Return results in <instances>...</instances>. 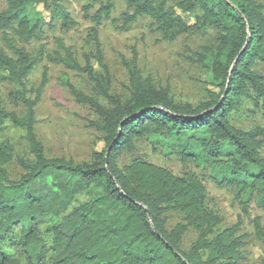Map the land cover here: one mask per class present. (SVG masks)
Returning <instances> with one entry per match:
<instances>
[{
    "label": "trees",
    "instance_id": "16d2710c",
    "mask_svg": "<svg viewBox=\"0 0 264 264\" xmlns=\"http://www.w3.org/2000/svg\"><path fill=\"white\" fill-rule=\"evenodd\" d=\"M114 1L107 0L90 18L86 44L91 50L84 53L83 64L60 39L55 43L61 53L48 57L84 74L110 107L104 109L66 84L77 103L101 118V126L88 124L102 133L103 143L88 163L45 156L35 134V108L46 68L34 99L27 97L24 83L41 50L32 58L7 35L11 31L24 45L43 40L41 20L28 17V3L49 8L62 34L75 22L57 0H10L0 12L1 39L13 56L0 51V83L17 87L12 103L24 109L18 116L0 102V134L8 127L22 131L30 157L15 160L21 175L12 180L6 167L14 148L0 142V264H247L246 236L237 234L241 223L219 230L222 221L207 209L203 179L192 169L207 172L219 187L234 189L242 217H249L251 205L264 211V128L245 132L229 120L243 98L264 114V76L255 70L264 66V5L261 0H127V12L118 21L121 32L141 18L165 42L193 29L215 32L214 44L194 56L209 71L218 93L191 106L143 79L135 53L122 61L128 99L111 93L98 29L110 19ZM186 15L194 17L193 25ZM151 137L164 141L183 169L181 176L140 158L123 163L136 153V142ZM168 213L182 218L170 230ZM189 229L198 238L183 251ZM253 230L264 242L258 219Z\"/></svg>",
    "mask_w": 264,
    "mask_h": 264
},
{
    "label": "rangeland",
    "instance_id": "374dc122",
    "mask_svg": "<svg viewBox=\"0 0 264 264\" xmlns=\"http://www.w3.org/2000/svg\"><path fill=\"white\" fill-rule=\"evenodd\" d=\"M0 0V12L7 2ZM70 14L75 25L62 34L60 22L52 20L49 8L42 4L28 3L27 15L30 19L40 18L43 25L44 38L41 42L21 43L11 31L8 37L17 47L24 48L30 57L41 56L31 74L25 80L27 97L31 100L39 88L43 71L47 70L46 82L40 92L39 102L35 108V134L41 142L47 158L71 159L75 163H88L94 152L103 149L102 133L88 126L94 123L101 126V118L88 106L77 103L69 93L66 84L72 85L78 92L89 96L108 110V103L100 97L94 85L81 73L66 70L61 64L52 63L48 57H55L60 51L56 40L63 41L70 48L79 63L83 64V55L91 50L86 41L89 29L93 26L90 18L104 5L107 0H57ZM264 5V0H261ZM85 12L84 8L90 6ZM110 19L103 21L98 29V39L102 48L104 62L111 76V93L122 101L128 99V78L122 61H130L132 54L137 55V66L145 80H150L157 88L166 89L170 97L177 103L197 106L207 100L211 93L218 90L211 83L210 73L205 66L196 62L195 53L204 47L214 44L215 32L211 29H193L188 34L173 42H165L150 30L149 20L139 19L127 31L118 30V22L122 14L127 12V0H115ZM186 21L194 24L192 15L184 16ZM0 51L13 58L4 47L0 34ZM61 53V52H60ZM97 72H99L96 67ZM255 70L264 76V66L258 65ZM17 87L8 83H0V102L8 112L23 116L24 109L20 104L12 103V96ZM230 123L239 130L249 132L254 128H264V114L254 108L250 100L243 98L240 105L230 114ZM0 142H8L14 148V155L7 165V172L12 180L21 175L16 164L17 158H30L24 140V133L8 127L0 134ZM264 157V149L262 150ZM134 158L170 171L175 176H181L183 169L177 159L165 149V143L159 137H151L136 142L134 156H125L123 163ZM194 174L203 179L207 192L206 207L217 215L222 223L219 230L230 229L241 223L238 235H245V256L247 264H264V242L256 237L253 230V220L258 219L264 231V211L250 206L249 217L241 216V206L235 198L234 189L219 187L208 178V173H200L192 169ZM167 228L170 230L182 222L180 215H166ZM194 229H189L183 236L181 248L187 251L197 240Z\"/></svg>",
    "mask_w": 264,
    "mask_h": 264
}]
</instances>
